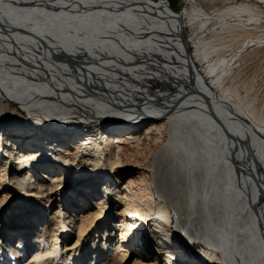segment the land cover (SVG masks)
I'll return each instance as SVG.
<instances>
[{
	"label": "bare ground",
	"instance_id": "6f19581e",
	"mask_svg": "<svg viewBox=\"0 0 264 264\" xmlns=\"http://www.w3.org/2000/svg\"><path fill=\"white\" fill-rule=\"evenodd\" d=\"M209 1L217 5L210 12L176 13L168 0H0V103L20 106L33 123L1 115L0 193L10 198L27 178L39 186L51 179L64 209L77 206L72 252L97 222L108 226L106 240L112 220L118 237L105 243L120 247L127 263L264 264V108L234 75L243 55L264 46V0ZM73 115L89 123H66ZM142 134L160 141L149 179L139 173L119 186L121 158ZM101 138L108 168L102 151L93 168L77 166L76 143ZM96 200L102 210L91 215L88 202ZM170 209L182 222L173 232ZM58 222L50 250L34 252L28 264L71 237ZM12 228L2 225V241L17 233ZM183 239L202 247L191 252Z\"/></svg>",
	"mask_w": 264,
	"mask_h": 264
},
{
	"label": "rangeland",
	"instance_id": "374dc122",
	"mask_svg": "<svg viewBox=\"0 0 264 264\" xmlns=\"http://www.w3.org/2000/svg\"><path fill=\"white\" fill-rule=\"evenodd\" d=\"M238 1H241V0H238ZM168 3H169L170 9L176 13L188 12L192 8L199 9L202 12H210L211 9L213 10V7L217 6V5L214 6V4L209 0H168ZM184 21L185 20H183V25L185 24ZM205 34L206 33L201 34L198 37L203 38ZM184 36L189 41H191L192 37H194L191 29L188 26H186L184 29ZM189 45L192 50L194 48V44L191 42ZM248 53H246L247 55L246 54L243 55L242 58L240 59V62L238 63V69H237L238 71L236 74H234L236 75L235 80H237V82L239 83L241 87L243 86L242 87L243 89L244 88L247 89L249 94L255 98L256 102L261 104L262 107L264 108V46L252 49ZM198 67L200 68V65H198ZM153 86L154 88L161 87V85L158 83H153ZM168 89L172 90L171 87H168ZM2 105H4V103H0V121L3 120L1 115H5L7 119L16 117L19 124L22 127L23 126L25 127L33 126V123L30 121L32 117L30 116V113H27L24 109L19 108L17 105L10 103V102H8L7 106L4 105L3 108H2ZM74 116H77V117H74ZM35 117L39 118L40 116L37 115ZM41 117L44 118V120L46 119L47 124L51 125L53 123V121L49 122L47 118L43 116ZM70 117L71 118H68V120H66V123L71 124V125L79 126V125H84V124L89 123L87 120H81V118L79 119L78 118L79 115H73ZM25 120L26 122H24ZM25 124H28V125H25ZM145 136H147V134H144V135L142 134L140 136L139 143L137 146L132 145V146L126 147V150L129 152L126 155V157L121 158V162L125 164L124 166L126 167H120L118 171L116 172V177H118L117 180H118L119 186L124 185L125 182L128 183L132 180H135V178L137 179V176H139V173L141 174L140 176L145 178V181L149 179L148 178L150 176L149 168H151L150 162L155 157V153L157 149L159 148L160 141H155L156 142L155 143L153 139H151L153 138V136L152 137L150 136L145 137ZM85 138L88 139L87 137ZM109 140L110 139H108V141ZM99 142L100 144L98 145H95L94 142H90L86 144V140H82L81 142L76 143L77 144L76 145L77 154L74 157L76 158L75 162H77V166L83 169L84 168L88 169V170L90 168H93L95 166V161L97 158L98 151H102V154H101L102 155L101 157L103 158L102 162L108 168L107 166L108 159L106 156H108L109 150L107 146L105 145L103 138H101ZM174 144H175L174 147L169 148V152H167V156H169L168 161H171L169 159H175L174 153H178V151H175V147L177 145L180 146V144H178V142H175ZM189 148L191 149V146L190 145L187 146L185 144L182 150L183 149L188 150ZM192 148L195 149L196 147L192 146ZM130 151L132 153L135 151L137 152V154L136 153L130 154ZM50 158H53V157H50ZM71 158H73V156L70 157V159ZM135 159L141 165L143 164L142 165L143 167L142 166L141 168L133 167L132 164L134 163ZM48 161L51 162V160H48ZM52 163L58 164L60 166H63V165L65 166V164L60 159L58 160L56 158L54 159V161H52ZM180 164H183V163H180ZM128 166H132V167H128ZM180 172H182L183 174L182 176H185L184 173H187L185 170L184 171L180 170ZM129 174L131 177H129ZM28 179L29 178L24 180V183L20 184V186H18V189L14 188L12 190L11 192L12 196L10 198L8 196L3 198L2 196L4 193H0V239H2V235L4 233L1 230V228H2V225H5V224L11 225L13 227L12 229L16 228L17 233L16 234L14 233L13 235H18V234L21 235L22 232L20 231H28L29 233H31V231L37 232L38 230H40L39 235H37L35 239L22 242L20 246L18 245L19 247L13 246V242H14L13 236H10V238H8V241L7 240L1 241L0 254L3 253V256L5 257L6 255L5 249H8V247H11V249L14 251L13 253H15L16 258L10 254V250L7 251V254H9L7 255V257L9 259L14 257L15 259H12L15 261L14 264L16 263L26 264L27 261L29 263L30 260L32 259L31 256L35 254L34 252L40 251V250H35L39 246L40 243H42V245L51 247L52 242H54L55 240L56 229H58L59 227L58 219H61V221H64L63 224L64 225L67 224L68 225L67 228L71 230L73 233L69 232L71 234L70 235L71 237L67 238L65 241H61L62 243V245H60L62 246L60 248L61 252L59 251V253H56L53 258L52 257L47 258L45 260V264H70L69 262H71V264H74V263L75 264H84V263L86 264V262L88 261H91V264H137L136 262L131 261L132 258H130L127 263V259H128L127 256L119 257L121 255L120 247L113 246V248L115 247L114 250L112 249V251L114 252L111 251L110 249L111 246L107 247L108 243L114 242L115 240H117V237H118L117 236L118 228L115 225L116 222L112 221L111 219L110 220H111V223L113 224V229L110 232H108L109 236L106 239L107 241L102 238V234H103L102 231L105 229V226L107 225L103 222L102 223L97 222V227L88 236H86L84 240L82 239L80 241L82 244L79 250L75 251L74 249V251L72 252L67 247L71 246V244L73 245L77 237L76 230H77V225L79 223L77 221L78 220L77 218L78 212H76L77 206L75 207L71 206L72 211H67L64 209L65 207H68V206H64L62 202L59 203L57 201V198L53 196V193H50V188L54 184V182L51 179H48L44 183L39 182V184H41L40 186L38 184L35 185L36 181H34L32 185L28 184L29 183ZM174 181L173 179H170V181H167L171 189L174 190L173 192L179 190V186L177 185V183H174ZM149 184L150 182L148 183V186ZM32 186L34 189L32 188ZM41 190L44 193L40 194ZM150 190L154 192V197L156 198L155 190L152 189L151 185H150ZM171 194L173 195L174 199H176L175 195L173 193ZM25 195L26 196L33 195V196L28 198ZM100 201L102 202V200ZM59 204H60V207H59ZM88 205L89 207L87 208H89L91 215L101 213L102 206L100 205L98 200L94 202L89 201ZM104 207L106 208V211H109V208H110L109 204L108 205L105 204ZM116 208L118 209L119 207L116 205ZM111 214L112 213H109L108 215H111ZM31 215L35 216V218L37 216H40L39 218L41 222H38L39 220L34 221L31 218ZM169 216H170L169 217L170 222H167L168 223L167 227H169L173 232L175 231V225L181 224L182 222L176 221L174 217V212L171 209H170ZM43 220L44 222H42ZM44 224H47V227L45 226V229H44L45 232L42 231ZM27 227L32 228V229L28 230ZM147 238L150 242L148 244V247L151 248L154 244L153 241L155 242V240L151 235H149ZM179 241L183 247L188 248V250H190L191 252H195L196 250L202 247V245L195 239L188 240V241L186 239H183ZM6 242H7V245L9 244L11 245L3 246L4 243ZM105 242H107V244ZM50 247L48 248V250H50ZM108 248L109 250H107ZM24 250L33 251V252L31 254L29 253L27 256H25V258H23V256H19V254ZM111 253H113L112 256H111ZM7 257L3 259V263L11 264L9 260L7 259ZM1 258L2 256H0V259Z\"/></svg>",
	"mask_w": 264,
	"mask_h": 264
}]
</instances>
